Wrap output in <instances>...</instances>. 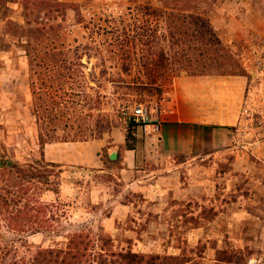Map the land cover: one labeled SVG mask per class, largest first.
I'll use <instances>...</instances> for the list:
<instances>
[{"label": "rangeland", "instance_id": "374dc122", "mask_svg": "<svg viewBox=\"0 0 264 264\" xmlns=\"http://www.w3.org/2000/svg\"><path fill=\"white\" fill-rule=\"evenodd\" d=\"M0 63L25 65L3 79L9 98L27 86L37 139L118 128L138 155L119 173L104 150L60 192L59 168L8 133L0 264H264V0H0ZM224 90L240 92L235 124L163 158L122 115L158 124Z\"/></svg>", "mask_w": 264, "mask_h": 264}, {"label": "crops", "instance_id": "0c3cea01", "mask_svg": "<svg viewBox=\"0 0 264 264\" xmlns=\"http://www.w3.org/2000/svg\"><path fill=\"white\" fill-rule=\"evenodd\" d=\"M14 70L18 73V79L24 80L25 65L22 63L18 65H7L0 63V141L5 149L10 143L7 142V134L22 135L26 133L29 138L28 142L32 144V150H36L40 155V159L44 163L55 164L59 168V175H65L60 184V192L64 187L70 186L72 183L71 177L76 171H81L86 174L89 170L95 169L102 172L101 168L104 163L101 159V153L104 150L109 151V162L119 161V173L130 172L135 169L138 160V155L134 150L125 149L123 137L118 128L111 129L104 136L87 139V140H58L45 141L41 148L38 145V139L35 135V117L29 112L27 107L29 95L27 86H18L14 93L9 98L7 92L6 74L8 71ZM17 79V80H18ZM190 78L188 82H193ZM12 83V81L10 82ZM227 86L228 81L223 83ZM225 88V86H224ZM211 97V98H209ZM240 99V92L235 93V98L229 90H224L221 94L211 96L200 95L195 101L190 99L184 100L187 104L188 112L175 117L159 116L157 130L154 131L160 141L161 150H165L170 154L173 151L184 152L191 150L199 145L191 143L193 137L197 142L199 135L202 132L207 134V137L214 138V136L225 133L228 128H231L236 121V111L239 109L238 105ZM209 104L206 116L197 112V107ZM33 119V121H32ZM151 126L143 128V132L149 133ZM136 131H140L139 128ZM146 139H150L149 134H145ZM158 144L155 145L157 147ZM116 150L119 151V156L116 155ZM8 152L10 150H7ZM161 151L162 156L166 157V152ZM105 168V167H104ZM122 179V178H121Z\"/></svg>", "mask_w": 264, "mask_h": 264}, {"label": "built area", "instance_id": "2783aa9c", "mask_svg": "<svg viewBox=\"0 0 264 264\" xmlns=\"http://www.w3.org/2000/svg\"><path fill=\"white\" fill-rule=\"evenodd\" d=\"M122 115L125 116L126 122L139 126L141 128L151 126L153 131H156L158 128V126L154 124L153 121L150 119L148 112L141 105L133 106L130 112H122Z\"/></svg>", "mask_w": 264, "mask_h": 264}, {"label": "trees", "instance_id": "16d2710c", "mask_svg": "<svg viewBox=\"0 0 264 264\" xmlns=\"http://www.w3.org/2000/svg\"><path fill=\"white\" fill-rule=\"evenodd\" d=\"M130 124V123H129ZM45 141H40L39 140V137H38V145H39V148H41L42 144L44 143ZM127 149H129V147L126 146ZM44 163V162H43ZM7 164L9 165H15L14 162L10 161H6V160H0V170H2V168H4ZM48 164V166H55V167H58L57 165L55 164H49V163H46ZM2 174L0 173V182L2 180ZM13 184V183H12Z\"/></svg>", "mask_w": 264, "mask_h": 264}]
</instances>
